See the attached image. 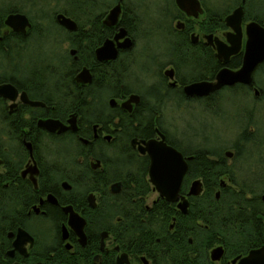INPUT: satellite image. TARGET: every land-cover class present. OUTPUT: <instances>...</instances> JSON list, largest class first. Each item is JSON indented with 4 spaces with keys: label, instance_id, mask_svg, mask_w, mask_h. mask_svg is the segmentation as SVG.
Listing matches in <instances>:
<instances>
[{
    "label": "flooded vegetation",
    "instance_id": "flooded-vegetation-1",
    "mask_svg": "<svg viewBox=\"0 0 264 264\" xmlns=\"http://www.w3.org/2000/svg\"><path fill=\"white\" fill-rule=\"evenodd\" d=\"M196 1L198 4L186 0L185 10H182L179 9L175 0H72L73 17L64 15L74 21L75 31H68L56 23L55 15L61 12H54L51 16L58 30L50 33L42 31L39 34V40L49 42L52 46L47 49L50 57L42 59L43 64L39 72L42 79L41 93L48 104L37 98H31L23 85L10 82L4 83H10L17 89L18 96L13 101L15 106L10 108L11 102L0 97L2 100L0 137L6 139L9 144V137H5L4 132L14 134V140L19 142L25 153L20 156L22 162H11L15 159L14 149L8 145L0 150L2 179L0 185L10 190V210L13 214V230H7L6 241L0 242V264H47L61 258L58 254L48 253L54 250L66 252L76 261L87 262V264H117L121 253L126 254L123 264H158L157 259L161 257L131 255L122 250L116 238L107 229L100 227L112 220L111 199L123 197L125 184L120 176L123 170L122 165L129 162V157L142 158L148 168V156L145 152L141 154L137 151L138 147L149 140H160V135L163 136L164 143L179 151L187 163L193 158L191 149L194 148H220L222 159L219 160L216 156L212 158L216 162H226L229 158L233 159L235 149L257 143L255 135L257 124L254 121L255 103L264 97V88L258 81H254L253 76L262 63L254 69L252 81L248 85L236 83L220 87L204 96H186L183 93V86L200 81L214 82L217 72L223 67L231 70L240 67L246 38L245 26L250 22L261 25L257 20L264 21V0ZM115 6H118L115 21L107 24L105 22L107 14ZM239 6L242 8L241 48L236 54L230 55L227 63L223 64L217 57V41L226 43L227 34L232 33V30L225 26L223 19ZM30 24L32 26L31 21ZM29 29L25 34L13 32L9 28L5 32L10 31L12 34L30 39ZM121 30L124 31L123 37L115 39ZM158 37L166 39L164 43L169 46L149 47L148 41ZM31 38L34 41L38 40L36 35ZM124 38L131 40L129 47L118 46ZM180 39H183L187 46H183ZM107 40L112 42L115 56L111 59L98 60L95 51ZM140 40L145 42L140 45ZM60 42L63 45L65 60L64 57H58V53L61 54ZM10 49L13 52V44ZM79 54L87 56L88 66H77ZM48 59L51 62L46 63ZM233 62L238 64L236 68L229 67V64ZM72 66L73 69L69 70L68 67ZM82 67H86L90 73L89 84L82 85L74 79ZM47 69L51 72L48 73ZM168 70L172 72L171 77L165 73ZM92 84L94 90L89 110L93 118L91 120L88 117H82L76 108L79 89ZM63 87L65 88L63 92L71 96L70 108L63 117H56L53 113L58 108L56 99ZM107 90L110 94L106 98H100V92ZM233 91H239L240 99L250 100L251 104L247 108L237 103V109L232 116L245 119L240 132L245 127L246 133L242 137L237 134L229 145L221 144L218 148L210 146L209 140L217 139L218 136L209 137L208 128L205 131L195 132L190 139L187 131L180 129L178 120H175L176 117L169 115L164 118L166 110L164 105L168 104L169 111L174 108L180 111L199 108L205 116L221 119L227 115L223 109L224 104L234 105V95L224 96L223 92ZM21 92H25L28 99L40 101L44 105L31 107L22 103L19 100ZM130 95H137L138 101L127 105L126 100ZM111 99L114 101L113 105L110 104ZM28 107L39 108L41 111L33 114ZM72 115L75 116L77 126L75 132L66 130L59 134L50 133L37 124L39 120L55 119L67 125V120ZM48 139H58V141L64 139L71 144L78 143L81 146L80 154L77 149L67 147L64 155L75 158L77 162H43L49 155L62 154L54 147L48 149L46 146ZM84 140L86 142L83 143ZM25 142L30 144L31 156ZM225 151L232 152V156L226 157ZM60 156H57L58 160ZM115 156L122 162H114ZM84 160H86L83 163L86 170L91 172L89 188L81 192L75 188L71 192L72 184L67 177L62 176L63 169L67 164H76ZM94 161H98L99 164L96 168L91 166L95 163ZM110 176L113 177L109 178ZM63 181L69 184V189L62 187ZM115 183L118 184L117 187ZM189 184L185 191L181 192V187L179 190L180 195L185 196L188 201L185 214L191 205L190 198L195 197L186 195ZM115 190L117 192L114 193ZM152 193L156 195L150 199L149 196ZM89 194L93 196L91 202L94 204L93 207L87 199ZM78 196L81 197L80 203H78ZM158 198L160 197L151 186L149 195L145 198V207L156 202ZM261 198H259L260 201L264 202ZM68 201H73L74 204ZM172 204L179 212L176 203ZM68 205L84 219L85 243L83 245L79 243L77 235L67 225L68 214L63 211V207ZM195 211L203 212L205 207L200 206L195 208ZM262 214V217L260 215L257 218H263L264 237V213ZM113 220L118 221L119 217L114 216ZM174 222L175 217H172L169 229L173 228ZM29 224L43 229L44 238L38 232H30L27 229ZM239 226L241 225H234L235 247L228 249L222 241L212 245L207 254L208 262L203 264H237L238 260L246 256L249 251L264 246V241L255 245L251 239L252 234L244 232L242 235L238 229ZM62 227L66 229L64 239ZM18 228L25 230L33 238L31 247L27 242L20 247V250L14 249L12 241L15 230ZM183 228L190 233L192 231L196 237L203 236L206 231V225L198 220H195L193 224L183 225ZM103 233L105 234L102 235ZM90 242L95 245L89 249ZM187 242L192 243L191 236L187 238ZM216 247H221V257L218 260H211L210 251ZM234 258L237 260L232 263Z\"/></svg>",
    "mask_w": 264,
    "mask_h": 264
},
{
    "label": "trees",
    "instance_id": "trees-1",
    "mask_svg": "<svg viewBox=\"0 0 264 264\" xmlns=\"http://www.w3.org/2000/svg\"><path fill=\"white\" fill-rule=\"evenodd\" d=\"M67 7H63L55 12H61L63 15L73 17L71 11L72 0H63ZM9 12L24 13L31 21L32 26L29 29L30 36L36 35L39 39V34L42 31L54 32L56 28L52 17L43 18L45 15H30L28 11H24L22 7L11 5L7 8L0 7V66L5 68L6 72H0V82H10L16 85H23L31 98H37L44 101L42 95V79L39 76L41 71L42 60L39 61L38 67L26 72V66L17 67L16 63L21 58L23 50L27 49L33 42V38H25L12 34L10 31L6 33V26L3 24L5 15ZM29 14V16L27 15ZM264 26V21L257 20ZM183 46L187 43L180 39ZM13 44V52L10 48ZM61 57V56H60ZM79 61L77 66H88L87 56L84 54L78 55ZM51 62L49 59L46 63ZM237 63L229 64L230 68H236ZM69 70L73 69L68 67ZM64 69V68H63ZM50 73V70H46ZM259 75V79H258ZM261 75H264V61L259 65L255 71L254 81L260 80ZM50 81V80H47ZM111 89V88H110ZM94 86H86L78 91V100L76 110L82 117H88L91 120L92 116L89 114L90 99L93 94ZM62 92L59 93L56 101L58 108L55 109L54 116L63 117L70 108L71 96ZM230 93H240L233 91ZM109 91L100 92V98H106ZM2 100L0 99V106ZM47 103V102H46ZM48 104V103H47ZM33 114H38L41 109L28 107ZM242 128V127H241ZM246 133L245 127L239 132V137ZM5 137H9V144L6 139L0 137V150L3 146L12 147L15 152V159L11 162H22L21 154H25L23 148L14 140V134L4 132ZM69 144V145H67ZM75 144V145H73ZM66 142L64 139L58 141L55 139H48L46 146L48 149H58L62 154L49 155L47 160L43 162H77L75 158L64 156L67 147L77 149L81 153V146L78 143ZM56 146V147H55ZM193 158L188 162V170L183 178L181 185V192L186 190L187 185L191 179H201L202 191L198 196L191 197V205L185 215H181L174 208V204L165 201L163 198H158L156 202L145 207V198L149 195L150 184L147 179L146 162L142 158L129 157V162L122 165L120 176L124 180L125 188L123 190V197L112 198L111 204V218L110 223L100 227L107 229L110 234L116 238L119 247L131 255H145L147 257H161L157 259L158 264H203L208 262V250L216 243L224 242L228 249L234 246L236 241L234 225L240 224L238 227L240 233L244 232L252 234V240L257 245L264 241L262 217L264 213V202L260 201L261 194L259 191H264V179L256 175L252 180L246 178L242 172L236 171L233 165H227L226 162H216L212 157L216 156L222 159L221 149L210 148H194L191 149ZM245 155V148H237L234 151L233 161H237ZM60 156V160L57 159ZM114 162H122L116 156L113 158ZM84 161L76 164L70 163L63 169L62 176L67 177L71 184L72 190L77 188L78 192L89 188V178L91 172L86 170ZM261 163V162H260ZM264 164V163H263ZM264 166V165H263ZM253 175V174H250ZM113 177V176H112ZM111 176L109 178H112ZM1 179V177H0ZM262 179V180H261ZM2 181V179L0 180ZM224 182V186L220 182ZM261 189H260V188ZM219 192L218 198H215V192ZM9 189H5L0 185V242H5V233L7 230H13V214L10 210ZM264 193V192H263ZM74 204L73 201H68ZM81 202V197L78 196V203ZM200 206L205 207V211L198 212L195 208ZM251 208V210H247ZM246 209V210H245ZM114 216H118L119 220H113ZM175 217L174 226L169 229L171 218ZM200 221L206 225V231L201 237L195 236L193 232L184 230L183 225L189 223L193 224L195 220ZM258 225L260 226L258 228ZM32 232L29 228H27ZM259 234V235H258ZM241 235V236H242ZM192 237V243L187 242V238ZM254 236V237H253ZM158 239V241H156ZM241 241V240H240ZM89 249L93 242H90ZM48 253H55L60 255L58 260L47 262V264H87V262L76 261L73 256L66 252L49 251Z\"/></svg>",
    "mask_w": 264,
    "mask_h": 264
},
{
    "label": "water",
    "instance_id": "water-1",
    "mask_svg": "<svg viewBox=\"0 0 264 264\" xmlns=\"http://www.w3.org/2000/svg\"><path fill=\"white\" fill-rule=\"evenodd\" d=\"M179 9L185 10V2L186 0H175ZM196 2V0H191ZM118 13V6H115L110 10V13L107 14V24H112L115 21L116 15ZM241 17H242V8L239 6L232 10L230 14H228L223 20L225 26L229 27L232 30V33L227 34L226 43L217 41V57L223 63L226 64L230 57V55L236 54L238 50L241 48ZM3 24L7 28L11 29L13 32L25 34L27 29L31 27L30 21L28 17L24 13L20 12H9L4 17ZM55 21L57 24L61 25L68 31H75L76 24L72 19L66 17L62 13H57L55 15ZM124 35V31L121 30L120 34L115 37L121 38ZM245 36L243 50L242 51V61L241 65L236 70H231L227 67H223L220 69L216 76L214 82H194L183 86V93L186 96H204L211 92L218 90L220 87L231 86L236 83L248 85L252 81V73L256 66L264 61V27L259 25L256 22H250L245 26ZM209 38V37H208ZM131 45V40L129 38H124V41L120 43L118 46L121 47H129ZM73 53V50H71ZM95 55L98 60H106L114 58L115 49L112 45L111 41H105L101 47L97 48L95 51ZM169 77L172 76L171 70L165 72ZM77 83L82 85L89 84L91 81L90 73L86 67H82L79 72L74 77ZM18 92L17 89L10 83H0V97L10 101V108H13L15 104L13 101L17 98ZM19 100L27 104L31 107H42L44 104L40 101L30 100L28 99L25 92H21L19 94ZM138 101L137 95H130L126 100V104L136 103ZM113 99L110 100V104L113 105ZM67 125L60 123V121L55 119H44L38 121V126L42 129L46 130L50 133H62L66 130H71L75 132L77 130V126L75 123V116L72 115L67 120ZM161 139L156 141L149 140L147 142H143V146H139L138 150L141 154H145L148 156V168H147V176L150 185L157 192L160 198H163L165 201L169 203H176V207L179 212L185 214L187 211L188 201L185 196L180 195V187L183 181L184 176L186 175L188 164L183 159L181 153L174 149L173 147L167 145L163 141V136L160 135ZM86 142L85 140L83 143ZM30 144L25 142V146L28 148L31 156V148ZM226 157L232 156V152L225 151ZM190 158V157H189ZM91 166L93 168L98 167V161H94ZM116 187L118 186L115 183ZM221 186H224V182H220ZM62 187L64 189H69L70 186L66 181L62 182ZM202 189V181L200 179H192L189 184V188L186 193L187 196H198L201 193ZM117 190L114 191V193ZM219 192H215V198H218ZM261 199L264 200V193L261 195ZM51 198V196H48ZM89 204L93 207L94 204L91 203L93 201V196L91 194L87 197ZM63 211L68 214L67 225L73 230V232L77 235L79 243H85V234L83 232V226L85 224L84 219L80 217L75 211H73L70 205L63 207ZM171 226V225H170ZM62 238L66 237V229L62 227ZM15 237L12 241L14 249L20 250L22 245H25L27 242L31 247L33 244V238L23 229L18 228L15 230ZM103 233L102 235H104ZM221 247L213 248L210 251V259L218 260L221 257ZM126 260V254L121 253L120 257L117 259V264H123ZM237 258L232 260L234 263ZM18 264V263H14ZM237 264H264V246L253 249L249 251V253L240 258Z\"/></svg>",
    "mask_w": 264,
    "mask_h": 264
},
{
    "label": "rangeland",
    "instance_id": "rangeland-1",
    "mask_svg": "<svg viewBox=\"0 0 264 264\" xmlns=\"http://www.w3.org/2000/svg\"><path fill=\"white\" fill-rule=\"evenodd\" d=\"M11 5L22 7L24 11L27 10L30 15L32 14L35 17L41 14L50 17L54 14L56 10H59L63 7H67L66 3H64L63 0H0V7L2 8H7ZM27 15L29 16V14ZM165 40L166 39L159 37L157 39H151L148 41V46H169L167 43H164ZM144 42V40H140L139 44L141 45ZM59 46L61 54L58 53V57H64L65 60V55L63 53L62 48L63 45L61 44V42ZM51 47L52 46L49 42H43L39 39L35 40L27 49L23 50L21 58L19 59V61H17L15 65L16 68L26 66V72L33 68L35 69V67H38L40 60H42L43 58L45 59L50 57L49 50L47 49ZM146 65H148V63ZM6 71L7 70L5 68L0 66V72ZM261 76L262 77H260L258 83L264 88V75ZM223 95H234V105L231 106L229 103L224 104L223 109L227 112V115L223 116L221 119L205 116L199 108H191L189 111H180V109L174 108L169 111L168 104L164 105V108H166V110L164 111V118L168 117L169 115L176 117L175 120H178L180 129H185V131H187L188 133V138L190 139L193 138L192 134H194L195 132H201L203 130L205 131V129L208 128L210 132L209 137L218 136L217 139L211 138L209 140L210 146L218 148L219 146H221V144L229 145V143L233 141V139H235L237 134H239L240 128L243 126L245 120L232 116V113L235 112V110L237 109V103L249 108L248 105L251 104V102L250 100L242 101L238 93L223 92ZM255 106L256 108L254 112V121L257 124L255 133L257 137V143L250 145L248 144L245 147V155H243V157L238 159L237 161L234 162L233 159L230 158L226 160L227 165H233L236 171H239L240 174L241 172L244 175L246 174V178L249 180H253L256 175L259 176L260 174L264 179V97L261 98L258 103H255ZM263 192L264 191H259L258 193L263 194ZM155 195L156 193L150 194V199L155 197ZM29 229L33 232L40 233L41 237L44 238L45 232L43 231V229H38L33 224H29Z\"/></svg>",
    "mask_w": 264,
    "mask_h": 264
}]
</instances>
